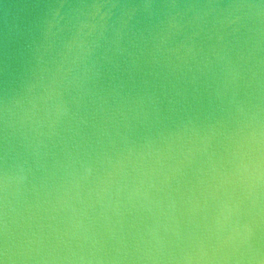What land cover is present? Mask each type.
Returning a JSON list of instances; mask_svg holds the SVG:
<instances>
[{
    "label": "water",
    "instance_id": "1",
    "mask_svg": "<svg viewBox=\"0 0 264 264\" xmlns=\"http://www.w3.org/2000/svg\"><path fill=\"white\" fill-rule=\"evenodd\" d=\"M0 264H264V0H0Z\"/></svg>",
    "mask_w": 264,
    "mask_h": 264
}]
</instances>
